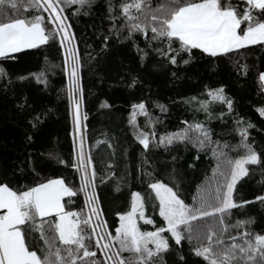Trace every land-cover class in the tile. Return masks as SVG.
I'll list each match as a JSON object with an SVG mask.
<instances>
[{
  "label": "trees",
  "instance_id": "obj_1",
  "mask_svg": "<svg viewBox=\"0 0 264 264\" xmlns=\"http://www.w3.org/2000/svg\"><path fill=\"white\" fill-rule=\"evenodd\" d=\"M159 1L150 3L155 6ZM54 2L64 9V23L74 38L72 48L78 57L81 89L78 95L82 96V148L85 160H91L89 176L95 172L94 195L99 220L108 226L106 231L115 235L119 216L129 209L133 192H139L147 201L144 218L153 221L146 224L138 220L137 227L141 231L166 227L149 183L159 181L173 188L186 204L192 205L193 197H200L202 187L211 186L217 160L213 148L232 157L245 153L244 148L237 147L242 142V127L248 134L244 143L251 145L261 163L246 165L248 175L237 181L233 199L240 206L231 210L230 223L251 219L254 222L249 230L264 234V203L256 200L257 196H264V115L259 111L264 109L259 80L264 72V44L248 45L216 57L193 49L190 56L181 52L173 65L157 54V47L167 46L151 40L150 31L147 37L135 33L131 39H126V30L117 35L108 8L111 2L118 12L121 0H90L83 5L65 0ZM225 2L240 13L246 7L244 0ZM18 3L21 7L11 15L26 19L42 15L49 39L35 48L0 57V183H7L14 190H27L48 179L60 178L75 192L72 197L63 198L65 210L82 212L86 217L91 205L86 207L87 193L80 191L82 173L77 171L81 149L77 151L73 140V108L68 92L71 67L66 65L68 45L65 42L61 46L63 33L56 35L47 22L48 11L37 12L29 6L30 0ZM4 20L0 16V22ZM120 23L116 21L117 25ZM217 89H223L224 97L232 101L231 111L226 104L210 101L209 91ZM202 102H207V111L201 108ZM140 103L145 104L149 115H139L132 125L133 105ZM159 105L166 111H161ZM149 119L152 128L148 127ZM194 123L210 130V146L198 150L188 142L167 147L150 142L145 150L136 138L137 131L154 130L158 141L161 135ZM225 144L227 148L223 147ZM44 220L54 222L55 216ZM199 226L203 228L204 224ZM162 235L169 239L171 251L162 254L156 264H204L187 240L177 245L170 233ZM28 244L30 250L43 255L44 241L38 231L29 233ZM91 250L97 251L99 261L104 260L94 241Z\"/></svg>",
  "mask_w": 264,
  "mask_h": 264
},
{
  "label": "snow or ice",
  "instance_id": "obj_2",
  "mask_svg": "<svg viewBox=\"0 0 264 264\" xmlns=\"http://www.w3.org/2000/svg\"><path fill=\"white\" fill-rule=\"evenodd\" d=\"M88 2L90 0H65V3L81 5ZM244 2L246 7L242 13L225 0H165L155 7L150 0H121L118 12L111 2L108 10L118 36L126 30V39H131L135 33L147 37L150 31L151 40L167 46L166 49L157 47V54L175 65L181 52L190 56L193 49L216 57L248 45L264 44V0ZM29 6L37 12L40 9L48 11L47 22L52 24L56 35L63 33L60 36L61 46L65 42L68 45L66 65L71 67L68 92L70 105L75 108V128L79 134L82 96L78 95L81 92L77 75L78 57L72 48L74 38L69 35L65 17L61 14L64 9L53 0H30ZM20 7L18 0H0V16L5 18L0 22V57L22 48H35L49 39L42 15L36 14L31 19L11 15ZM116 21L122 23L117 25ZM174 44L179 47L174 48ZM144 55H141V60ZM184 63L187 64L188 60ZM259 80L264 84V72L260 73ZM208 96L210 101L226 104L231 111L232 101L224 97L223 89L209 91ZM159 107L161 111H166L163 105ZM133 108L139 109L140 115H149L144 103L133 105ZM201 108L207 111V102H202ZM259 111L264 115V109ZM136 115V112L132 113L130 122H135ZM152 126L153 122L149 119L148 127ZM239 134L242 142L237 147L244 148L245 153L235 160H227L226 170L218 172L222 180L216 182L214 190H209L207 195L193 197V204L188 205L173 188L159 181L149 183L148 187L159 202V215L166 227L155 231H141L137 227L135 217L139 213L143 219L147 201L133 192L131 210L119 216L120 225L115 229V235L107 232L108 226L99 220L100 213L95 207L98 203L94 195L95 172L89 176L91 160H85L81 136L77 171L82 173L80 191L87 193L86 207L91 205L88 215L85 217L82 212L65 211L63 198L72 197L75 192L62 179H48L27 190H14L7 183H0V210H3L0 214V264H156L162 254L171 251L169 239L162 235L165 232L170 233L171 240L177 245L187 240L194 255L201 258L204 264H264V234H254L248 228L254 221L230 223L231 210L240 206L233 199L237 181L248 175L246 165L261 163L251 145L244 143L247 130L241 127ZM136 138L145 150L150 142H157L163 147L188 142L198 150L212 144L210 130L201 123L188 124L177 132L161 135L158 141L154 130L137 131ZM212 152L217 159L225 156L217 148H213ZM219 169L218 164L214 176ZM256 200L264 203V196H257ZM53 214L54 222L44 220ZM94 220L97 222L93 223ZM145 223L152 224L153 221L145 220ZM201 223L203 228L199 226ZM31 231L40 233L45 248L43 255L30 250L28 238ZM93 241L95 249L104 257L103 261L97 259V251L91 250Z\"/></svg>",
  "mask_w": 264,
  "mask_h": 264
},
{
  "label": "rangeland",
  "instance_id": "obj_3",
  "mask_svg": "<svg viewBox=\"0 0 264 264\" xmlns=\"http://www.w3.org/2000/svg\"><path fill=\"white\" fill-rule=\"evenodd\" d=\"M53 2H54V0H53ZM165 2V0H160L155 6H157L158 4H160V3H164ZM55 3V2H54ZM155 6H153V7H155ZM62 14V13H61ZM73 108V123H74V131H73V140H74V143H75V146H76V148H77V151H79V149H81V136L83 137V144H82V147L84 148V125H83V119H82V114H81V110H80V132H79V134H77V132H76V128H75V116H76V113H75V108L74 107H72ZM133 112H136L137 113V115H136V118L140 115L139 114V109H133L132 111H131V114H130V121H131V117H132V113ZM135 122H136V119H135ZM134 122V123H135ZM133 122H130V124H134ZM82 125H83V132H82ZM187 126V125H186ZM185 126V127H186ZM185 127H183V128H185ZM217 150L218 151H220V150H222V149H220V148H217ZM85 151V150H84ZM223 151V150H222ZM240 157V156H239ZM239 157H232L231 155H230V153H226L225 152V156H223V157H221L220 159H217L216 160V163H215V167H214V170L215 169H217V165L219 164L220 165V169L217 171V174L214 176V170H213V174H212V176H211V178H212V182H211V186H209V185H207L206 187L205 186H203L202 187V189H201V192H200V196L201 195H207V193H208V191L209 190H214V188H215V186H216V182L217 181H221L222 180V177H220L219 176V174H218V172L220 171V170H226V168H227V160H235V159H237V158H239ZM154 183V182H153ZM137 193H139V192H137ZM140 194V193H139ZM141 195V197H142V194H140ZM154 195H155V193H154ZM143 198V197H142ZM131 199H132V196H131ZM158 201V200H157ZM89 207V206H88ZM95 207L97 208V205H95ZM158 207H159V202H158ZM97 210H98V208H97ZM131 210V202H130V207H129V209H127L123 214H126L128 211H130ZM123 214H121V215H123ZM99 219H100V217H99ZM135 219H136V223H137V221L138 220H143V221H145V220H148L147 218H144L143 217V219H141L140 217H139V213H137V216L135 217ZM119 225H120V220H119ZM166 226V225H165Z\"/></svg>",
  "mask_w": 264,
  "mask_h": 264
},
{
  "label": "crops",
  "instance_id": "obj_4",
  "mask_svg": "<svg viewBox=\"0 0 264 264\" xmlns=\"http://www.w3.org/2000/svg\"><path fill=\"white\" fill-rule=\"evenodd\" d=\"M22 49H26V48H22ZM21 49V50H22ZM15 53V52H14ZM9 54H13V53H8V54H6V55H9ZM260 83H261V85H262V90H263V92H264V84H262V82L260 81ZM54 179H60V178H54ZM63 203V202H62ZM66 211V210H65ZM3 213V210H0V214H2ZM54 215V214H53Z\"/></svg>",
  "mask_w": 264,
  "mask_h": 264
},
{
  "label": "water",
  "instance_id": "obj_5",
  "mask_svg": "<svg viewBox=\"0 0 264 264\" xmlns=\"http://www.w3.org/2000/svg\"><path fill=\"white\" fill-rule=\"evenodd\" d=\"M61 35V34H60ZM71 114L73 115V113L71 112ZM72 120H73V118H72ZM73 131H74V126H73ZM82 132H83V125H82Z\"/></svg>",
  "mask_w": 264,
  "mask_h": 264
}]
</instances>
